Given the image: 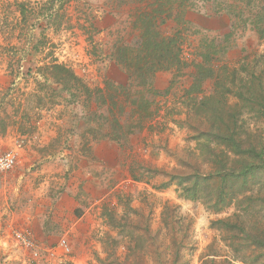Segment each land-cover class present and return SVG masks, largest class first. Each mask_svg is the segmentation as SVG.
Segmentation results:
<instances>
[{
  "label": "rangeland",
  "instance_id": "1",
  "mask_svg": "<svg viewBox=\"0 0 264 264\" xmlns=\"http://www.w3.org/2000/svg\"><path fill=\"white\" fill-rule=\"evenodd\" d=\"M15 1L26 4L25 16ZM263 3L172 0L167 31L180 30L188 67L182 76L159 73L158 92L137 94L112 55L140 33L134 21L146 2L0 0V155L19 156L0 179V264H264V168L223 182L243 156L215 137L231 135L264 155V39L255 31ZM200 53L217 69L238 70L231 93L212 78L187 95ZM54 65L89 90L55 84ZM105 147L132 162L131 171L110 177L109 196L83 226L72 203L58 205L67 191L87 192L75 159L62 155ZM22 231L35 248L17 239Z\"/></svg>",
  "mask_w": 264,
  "mask_h": 264
},
{
  "label": "trees",
  "instance_id": "2",
  "mask_svg": "<svg viewBox=\"0 0 264 264\" xmlns=\"http://www.w3.org/2000/svg\"><path fill=\"white\" fill-rule=\"evenodd\" d=\"M127 1L131 2L133 0ZM134 1L146 2L149 5L134 21V28L140 33H136L130 40H121L115 44L112 56L116 64L126 73L130 87L138 89L137 94L144 92L156 93L158 91L155 89V78L159 73L175 71L178 76H182L183 71L188 67V63L183 58L184 39L179 29L175 31L173 27L170 28L171 33L169 30L167 31L169 28V19L173 16L171 13L172 7H169L172 0ZM15 2L18 4L20 12L25 16L27 12L26 4L19 3L18 1ZM180 14L185 15L183 12ZM257 19L258 22L264 21V9L259 12ZM255 31L260 39H264V26L257 25ZM230 37L228 34L226 37L227 40ZM200 54L201 61L196 63L195 74L192 75L193 81L188 89L187 95L192 96L194 93L198 94L202 92V87L206 80L212 78L215 79V87H219V84H221L227 88V93H231L229 84L233 85L236 83L237 74L239 73L238 70H229V66L226 63L222 66L223 70L217 69L220 63L216 64L215 60L211 59L209 53ZM206 63L209 64V67H206ZM50 71L52 72L50 77L52 80H55V84H59L63 79L66 81L74 80L79 86L89 90L74 73L64 66L54 65ZM62 72L66 74H60ZM102 91L100 89L98 92L102 94ZM236 94L243 96L242 93ZM140 97L142 98V96ZM146 105L149 106L151 103L147 102ZM142 108L139 110H142ZM215 137L219 138V142L227 148H231V151L234 150L235 153L243 156L242 167L237 173L234 171L231 173L229 171L221 174L223 182H227L229 177L246 180L249 177H254L258 169L264 168V155L258 153L257 149H242V146L238 145L231 135H215ZM256 159L259 161H256ZM234 173L235 175H233ZM211 178V176L206 177L204 181L211 180ZM198 185L199 183L196 184L195 189H191L194 194L197 192ZM212 208L220 210L219 205L216 204ZM219 222L230 226L225 221Z\"/></svg>",
  "mask_w": 264,
  "mask_h": 264
},
{
  "label": "crops",
  "instance_id": "3",
  "mask_svg": "<svg viewBox=\"0 0 264 264\" xmlns=\"http://www.w3.org/2000/svg\"><path fill=\"white\" fill-rule=\"evenodd\" d=\"M202 23V20L197 22L199 26L206 30L221 28L220 26L214 27L217 24V21L215 20L207 21V24L204 23L205 25ZM111 65L116 66L114 62H112ZM125 74L123 75L126 77V80H128L127 75ZM156 79L157 77L155 78V83ZM142 147L143 146H140V151L142 150ZM147 149L151 151L155 150L151 147ZM114 150L115 148L112 147H109L108 149L106 147L101 149L93 148V150L87 153H75L76 157L67 155L68 153L62 155V158H65L66 162L68 159H75V161L70 164H73V168L77 170L76 174L80 178L79 184L85 185V190L87 191L83 192L81 196H73L71 195V191H67L65 194L61 195L58 202V205L62 207L61 211H63L66 203L73 204L72 215L77 218V224L85 226V218H87L88 214L91 211H95L96 206L109 196L110 192H107L109 185H107V183H109L110 179H112L110 177H114L115 175L122 173L124 169H127L129 172L131 171L132 162L129 163L123 161L121 154L118 155ZM117 152L119 153V151ZM157 152L158 150L155 151L156 154ZM51 157L52 156H49L48 158ZM61 162L63 163L64 161ZM99 172H102L103 174H100ZM106 177L108 179H106Z\"/></svg>",
  "mask_w": 264,
  "mask_h": 264
},
{
  "label": "built area",
  "instance_id": "4",
  "mask_svg": "<svg viewBox=\"0 0 264 264\" xmlns=\"http://www.w3.org/2000/svg\"><path fill=\"white\" fill-rule=\"evenodd\" d=\"M19 156L14 150L6 151L0 155V179L10 173L18 164ZM17 239L28 249L35 248L31 235L28 232H18L16 233ZM61 246L68 253L70 252V247L66 241H64Z\"/></svg>",
  "mask_w": 264,
  "mask_h": 264
}]
</instances>
